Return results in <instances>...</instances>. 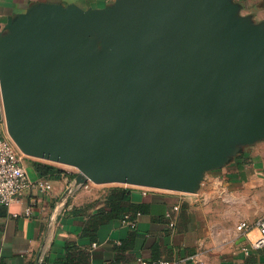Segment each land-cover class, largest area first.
<instances>
[{
    "label": "water",
    "instance_id": "water-1",
    "mask_svg": "<svg viewBox=\"0 0 264 264\" xmlns=\"http://www.w3.org/2000/svg\"><path fill=\"white\" fill-rule=\"evenodd\" d=\"M214 0H122L84 41L32 43L1 77L8 136L31 158L77 169L75 184L188 192L257 119L240 82L259 69L250 39L221 28Z\"/></svg>",
    "mask_w": 264,
    "mask_h": 264
},
{
    "label": "crops",
    "instance_id": "crops-1",
    "mask_svg": "<svg viewBox=\"0 0 264 264\" xmlns=\"http://www.w3.org/2000/svg\"><path fill=\"white\" fill-rule=\"evenodd\" d=\"M120 1L1 0L0 119L7 135L1 77L8 67L21 62L29 45L51 36L84 41L97 53L101 41L93 23ZM214 1L223 31L249 38L258 53L257 73L241 81L238 91L239 114L258 123L246 129L245 137L221 145L222 152L188 192L77 186L62 169L49 178L51 192L38 198L30 218L21 215L24 205L0 207V264H138V258L264 264V247L250 248L259 237L255 224L264 216V0ZM26 166L30 179H38L32 161ZM124 216L136 219L134 229L121 226ZM240 222L250 227L245 235L236 231Z\"/></svg>",
    "mask_w": 264,
    "mask_h": 264
},
{
    "label": "built area",
    "instance_id": "built-area-1",
    "mask_svg": "<svg viewBox=\"0 0 264 264\" xmlns=\"http://www.w3.org/2000/svg\"><path fill=\"white\" fill-rule=\"evenodd\" d=\"M1 2V0H0ZM3 127V121L0 119V207L9 208L16 205H24L21 215L30 218L33 214V208L38 202V198L47 196L52 189L51 182L46 179L31 180L23 158L17 152L14 144L6 134ZM177 211V207H173ZM17 214H15V217ZM169 219V227L172 228L174 223L170 212L165 214ZM136 219H130L124 216L121 220V226L129 229L136 227ZM259 237L250 243V248L258 250L264 247V216L255 224ZM249 225L240 222L236 226V231L245 235L249 230ZM245 255H248L249 248H241ZM138 264H181L170 263L165 260H145L137 259Z\"/></svg>",
    "mask_w": 264,
    "mask_h": 264
},
{
    "label": "trees",
    "instance_id": "trees-1",
    "mask_svg": "<svg viewBox=\"0 0 264 264\" xmlns=\"http://www.w3.org/2000/svg\"><path fill=\"white\" fill-rule=\"evenodd\" d=\"M32 166L38 179L49 180L50 177H55L57 175L63 174L64 171L55 165L47 164L39 161H32ZM50 181V180H49Z\"/></svg>",
    "mask_w": 264,
    "mask_h": 264
},
{
    "label": "rangeland",
    "instance_id": "rangeland-1",
    "mask_svg": "<svg viewBox=\"0 0 264 264\" xmlns=\"http://www.w3.org/2000/svg\"><path fill=\"white\" fill-rule=\"evenodd\" d=\"M22 154V155H21ZM21 154H19L21 157H23V161L26 163H28L29 161H34L36 159L31 158L29 156L24 155L22 152ZM50 163V162H49ZM55 166L60 167L61 169H63L64 171L69 173V177H70V181L71 182H75L74 180V176L78 174V171L76 168L71 167V166H67V165H61V164H57V163H53Z\"/></svg>",
    "mask_w": 264,
    "mask_h": 264
}]
</instances>
